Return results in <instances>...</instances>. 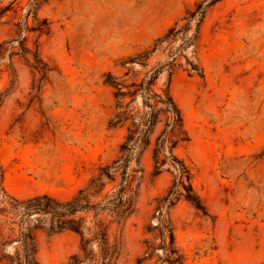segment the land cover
<instances>
[{
    "label": "rangeland",
    "instance_id": "rangeland-1",
    "mask_svg": "<svg viewBox=\"0 0 264 264\" xmlns=\"http://www.w3.org/2000/svg\"><path fill=\"white\" fill-rule=\"evenodd\" d=\"M210 1L0 0V244L15 228L0 264L22 250L20 215L7 197L65 202L85 188L120 155L127 134L126 126L110 125L119 110L109 83L120 79L123 92H132L154 68L162 69L155 89L169 86L181 110L188 140L175 153L203 205L180 198L164 207L183 264H264V0H220L193 45L181 50L178 38L151 52ZM128 103L142 110L140 94H127ZM141 167L136 211L111 229L121 242L118 264H138L149 249L156 254L142 264L165 256L157 208L175 175L170 163L156 174L151 149ZM49 218L25 217L37 258L67 264L80 236L50 232Z\"/></svg>",
    "mask_w": 264,
    "mask_h": 264
},
{
    "label": "trees",
    "instance_id": "trees-1",
    "mask_svg": "<svg viewBox=\"0 0 264 264\" xmlns=\"http://www.w3.org/2000/svg\"><path fill=\"white\" fill-rule=\"evenodd\" d=\"M218 1L220 0H211L208 5L199 3L196 9L184 18L185 25L178 28L177 23L170 28L163 39H157L151 52H154L161 42H172L178 38L183 41L181 50L193 45L198 39L207 10ZM191 30L193 33L189 35ZM151 52H147L144 57L147 58ZM161 70L154 68L141 82L133 83L132 92H123L124 81L120 79L116 78V81L109 83L117 89L115 96L119 110L111 119L110 125L126 126L127 134L120 146V155L111 163L100 166L98 173L90 179L87 186L81 188L71 200L62 202L45 194L19 201L5 195L8 200L15 202L12 204V210L20 215L21 225L16 249L22 250H16L9 257V264H40L34 232L25 226V217L33 212L50 217L49 231L52 233L71 230L79 234L80 250L69 258L67 264H118L122 254L121 242L117 238L111 239V229L113 225L123 226L136 211L140 179L138 174L143 171L141 158L149 149L152 151L156 174L170 163L175 175L173 187L157 208L160 218L157 225L158 235L165 252L164 258L157 264H183V258L175 248L172 222L165 217L164 207L174 205L180 198L197 208H203V205L194 191L191 170L175 153L178 145L188 140L181 110L173 99L169 86L162 93L155 89ZM127 94L132 96L133 100L140 94L141 111L130 110L129 103L123 104ZM133 160L136 161L135 167L132 166ZM89 216L91 220L87 226L85 223ZM14 232L15 228H9V235L1 242L0 249L13 241L10 237ZM155 254L156 249H149L146 256L138 260V264L151 260Z\"/></svg>",
    "mask_w": 264,
    "mask_h": 264
}]
</instances>
